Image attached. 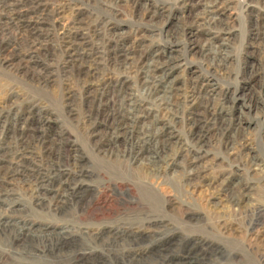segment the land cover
I'll return each mask as SVG.
<instances>
[{"label":"rangeland","instance_id":"1","mask_svg":"<svg viewBox=\"0 0 264 264\" xmlns=\"http://www.w3.org/2000/svg\"><path fill=\"white\" fill-rule=\"evenodd\" d=\"M95 263L264 264V0H0V264Z\"/></svg>","mask_w":264,"mask_h":264},{"label":"bare ground","instance_id":"2","mask_svg":"<svg viewBox=\"0 0 264 264\" xmlns=\"http://www.w3.org/2000/svg\"><path fill=\"white\" fill-rule=\"evenodd\" d=\"M190 42H192V41H190ZM98 54V53H97ZM167 101V100H166ZM168 110V109H167ZM170 111V110H169ZM156 133V132H155ZM4 158V157H3ZM12 160V159H11ZM19 160V159H18ZM7 161V160H6ZM23 162V161H22ZM30 166V165H29ZM16 167V166H15ZM31 167V166H30ZM11 168V167H10ZM9 169V168H8ZM17 170V169H16ZM14 174V173H13ZM28 176V175H27ZM44 184V183H43ZM42 185V184H41ZM39 194H41V193H39ZM65 202V201H64ZM5 227V226H4ZM2 230V229H1ZM165 255V254H164ZM131 260V259H130ZM80 262V261H79ZM96 264V263H95Z\"/></svg>","mask_w":264,"mask_h":264}]
</instances>
